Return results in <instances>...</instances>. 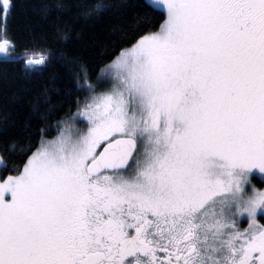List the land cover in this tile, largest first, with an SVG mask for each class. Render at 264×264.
<instances>
[{
	"label": "snow or ice",
	"instance_id": "1",
	"mask_svg": "<svg viewBox=\"0 0 264 264\" xmlns=\"http://www.w3.org/2000/svg\"><path fill=\"white\" fill-rule=\"evenodd\" d=\"M136 7L107 62L64 55L80 95L55 135L0 126V264H264V0ZM15 8L0 0V63L42 71Z\"/></svg>",
	"mask_w": 264,
	"mask_h": 264
},
{
	"label": "trees",
	"instance_id": "2",
	"mask_svg": "<svg viewBox=\"0 0 264 264\" xmlns=\"http://www.w3.org/2000/svg\"><path fill=\"white\" fill-rule=\"evenodd\" d=\"M95 2L15 0L8 27L21 46L17 51L29 48L51 55L47 66L34 73H26L22 62L0 63V126L6 127L10 136L19 133L25 121L31 122L35 139L39 138L36 129L41 127L53 129L48 133L53 136L56 122L69 110L75 111L80 93L73 89L75 69L65 62V54L90 61L105 57L107 62L117 48L126 46L120 35L134 34L142 15L136 7L140 0H104L109 5L106 11L88 18L78 15L85 9L77 5L90 7ZM158 22L143 30H155ZM63 32L68 33V39L63 38ZM254 183L264 187L259 179Z\"/></svg>",
	"mask_w": 264,
	"mask_h": 264
},
{
	"label": "rangeland",
	"instance_id": "3",
	"mask_svg": "<svg viewBox=\"0 0 264 264\" xmlns=\"http://www.w3.org/2000/svg\"><path fill=\"white\" fill-rule=\"evenodd\" d=\"M262 222H264V221H262ZM242 226H246V222H245V223H243V224H242Z\"/></svg>",
	"mask_w": 264,
	"mask_h": 264
}]
</instances>
